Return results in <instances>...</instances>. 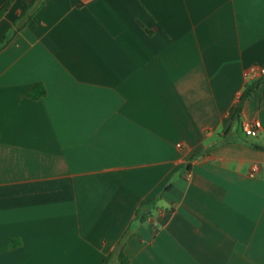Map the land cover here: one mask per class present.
I'll list each match as a JSON object with an SVG mask.
<instances>
[{"label": "crops", "instance_id": "0c3cea01", "mask_svg": "<svg viewBox=\"0 0 264 264\" xmlns=\"http://www.w3.org/2000/svg\"><path fill=\"white\" fill-rule=\"evenodd\" d=\"M33 1L0 0V264H120L130 227V264H264V78L234 117L264 0H47L12 35Z\"/></svg>", "mask_w": 264, "mask_h": 264}, {"label": "trees", "instance_id": "16d2710c", "mask_svg": "<svg viewBox=\"0 0 264 264\" xmlns=\"http://www.w3.org/2000/svg\"><path fill=\"white\" fill-rule=\"evenodd\" d=\"M47 2V0H34L32 2V4H30L20 15L19 20L20 21H24L22 23H16V28L15 30L12 32V35H15L16 32H18V30H20L22 28V26L26 25L28 23V21H30L32 19V16L35 14V12L40 9L45 3ZM10 3H7L0 11V17L7 11L8 7H9ZM11 37V35H10ZM10 37H7L5 39L4 42H8ZM4 44L0 47L3 48ZM259 83V81H256L254 83L249 84L245 91L242 93L241 97H240V101H239V105L235 111L234 117L238 120L240 119V116L242 114L243 111V107L245 102L248 100V98L250 97V95L252 94V92L254 91V88L257 86V84ZM46 89L44 87V85L42 84H36L34 86V88L30 91L29 96L33 99H41L44 96H46ZM250 147L256 149V150H260V151H264L263 147H259L253 144H248ZM205 153H208L207 151ZM199 155H194L191 157V159L198 157ZM190 166V164L188 165ZM170 187H168L167 189H169ZM159 199H153L148 201L145 205H143L142 207H140L137 211H136V217L134 219V223H136L137 225H139L140 227L151 217L152 215V211L153 209L156 207L157 203H158ZM132 228H128L127 231L124 233V235L122 236L118 247L115 251H113L111 253V255L106 259L105 262H107L108 259L112 258V257H117L120 261V264H130L128 258L125 256L124 254V249L126 246L127 241L131 238L132 236Z\"/></svg>", "mask_w": 264, "mask_h": 264}, {"label": "built area", "instance_id": "2783aa9c", "mask_svg": "<svg viewBox=\"0 0 264 264\" xmlns=\"http://www.w3.org/2000/svg\"><path fill=\"white\" fill-rule=\"evenodd\" d=\"M248 83H254L264 78V68L259 66H251L245 71ZM243 133L248 137H257L262 129L259 121H244L241 125Z\"/></svg>", "mask_w": 264, "mask_h": 264}, {"label": "rangeland", "instance_id": "374dc122", "mask_svg": "<svg viewBox=\"0 0 264 264\" xmlns=\"http://www.w3.org/2000/svg\"><path fill=\"white\" fill-rule=\"evenodd\" d=\"M249 138V140H251V141H254L255 140V137H248Z\"/></svg>", "mask_w": 264, "mask_h": 264}]
</instances>
